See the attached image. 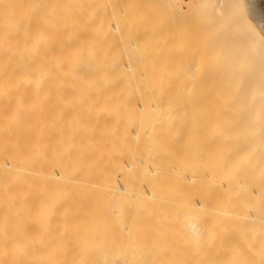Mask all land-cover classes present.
Wrapping results in <instances>:
<instances>
[{
    "label": "bare ground",
    "instance_id": "1",
    "mask_svg": "<svg viewBox=\"0 0 264 264\" xmlns=\"http://www.w3.org/2000/svg\"><path fill=\"white\" fill-rule=\"evenodd\" d=\"M147 19L0 0V264H264V34L231 20L185 104Z\"/></svg>",
    "mask_w": 264,
    "mask_h": 264
},
{
    "label": "rangeland",
    "instance_id": "2",
    "mask_svg": "<svg viewBox=\"0 0 264 264\" xmlns=\"http://www.w3.org/2000/svg\"><path fill=\"white\" fill-rule=\"evenodd\" d=\"M133 1L136 8L139 10L143 8L147 13L151 47L153 44V52L149 54L150 57H157L158 64L166 59L163 61L166 62V66L165 64L162 65L163 70L161 68L160 71L162 73L166 68L167 79L160 74L162 86L170 87V98L173 100L178 98L180 102L185 104H194L192 101L195 97L194 92L200 87L202 89L199 90L204 91L210 88L211 77L208 76L216 73L226 74L231 71L228 63L229 57H244V54H226V56L220 57L218 62L220 69L217 72L212 69L213 65L216 64L213 52L221 46H227L226 39L230 41L229 36L227 37L231 31L229 28L230 21L239 22L241 19L239 24L248 26L247 32L251 36H254L253 28L259 30L253 22L255 19L246 8L244 0H223L224 12L221 13L214 10L215 0ZM261 33L264 34V32ZM235 41L232 40V42ZM260 47L264 48V43ZM229 48L231 49V47ZM162 52V56L165 58L160 57L159 54ZM235 71L239 76H244L243 71ZM199 73L204 76L206 74L202 81L199 79L200 76L197 79ZM162 80L167 81L166 85ZM242 88L239 87V89ZM210 89L214 91L220 87L211 86Z\"/></svg>",
    "mask_w": 264,
    "mask_h": 264
},
{
    "label": "crops",
    "instance_id": "3",
    "mask_svg": "<svg viewBox=\"0 0 264 264\" xmlns=\"http://www.w3.org/2000/svg\"><path fill=\"white\" fill-rule=\"evenodd\" d=\"M260 1L261 0H252V1L251 0H244L246 8L251 12L255 21H253L250 17L249 18L255 23V25L258 27V29L261 32H264V18H259L255 15V13H259V12H262V10H264V5H262V4H264V3H262V1H264V0H262L261 2ZM258 9L259 10L261 9V11H259ZM262 13H264V12H262Z\"/></svg>",
    "mask_w": 264,
    "mask_h": 264
}]
</instances>
